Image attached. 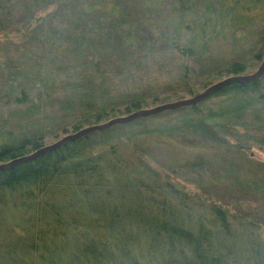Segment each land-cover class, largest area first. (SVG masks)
<instances>
[{"label":"trees","instance_id":"16d2710c","mask_svg":"<svg viewBox=\"0 0 264 264\" xmlns=\"http://www.w3.org/2000/svg\"><path fill=\"white\" fill-rule=\"evenodd\" d=\"M165 1L170 16L161 20L157 12L164 0H87L75 7L96 23L86 34L68 39L70 57L77 62L72 68L114 65L118 79L114 84L123 90L102 89L96 94L87 87L92 76H84L85 87L71 99L64 97L67 106L59 118L77 119L69 128L55 123L53 137L58 130L70 133L158 101L157 89L147 88L150 84L141 74L146 56L154 54L157 46L184 59H199L209 40L226 27L250 25L254 10H262L264 20V0H205L201 7L189 0ZM130 4L140 7L141 17L127 11ZM157 25L168 27L170 34L157 32ZM141 27L159 42H141ZM262 53L264 41L253 58ZM244 61H230L216 73L242 75ZM182 67L187 71L186 65ZM131 69L138 74L125 73ZM181 76L176 83L191 94L185 74ZM26 79L31 81L28 75ZM44 80L39 74L38 85L46 93ZM11 82H0L2 93L28 103L24 88L20 96H12ZM46 94L41 107L48 100L50 104L52 94ZM213 99L218 101L216 108H199L201 101ZM201 101L85 134L0 170V264H264V173L195 180L191 182L198 183L195 194L171 181L147 158L146 141L182 124L206 131L212 141L242 153L249 152L242 137L264 139V72L257 79L229 83ZM239 113H252V120L237 118ZM171 115H176L172 124L161 122ZM229 116L241 121L237 129L227 125L241 129L235 141L229 140L231 132L218 136L211 124ZM38 125L34 130L0 122V163L46 145ZM125 148L134 150L131 157L119 153ZM202 159L196 155L191 165L203 164ZM220 184L228 197L203 189Z\"/></svg>","mask_w":264,"mask_h":264},{"label":"rangeland","instance_id":"374dc122","mask_svg":"<svg viewBox=\"0 0 264 264\" xmlns=\"http://www.w3.org/2000/svg\"><path fill=\"white\" fill-rule=\"evenodd\" d=\"M0 1L5 8L1 7L0 9V82L12 80L11 83H13L15 90V92L13 90L12 96L14 97V94L15 97L20 96L24 88L28 93L29 100L28 103L15 102L11 96H5L2 93L0 84L1 123L6 121L7 124L12 123L15 127H25L26 129L31 126V129L34 130L39 127L38 124L40 123V128L44 134V144H48L65 134L58 130L56 138L53 137L51 134L52 127L63 123L66 128H69L72 121L77 119L59 118L65 112L64 107L67 106L63 103L64 97L73 98L72 94H78L85 87L87 81H85L84 76H92L87 87L94 90L96 94L102 89L110 92H116V89H119L118 92L123 90L121 86L114 84L118 81L117 75L114 73V65L111 67L100 64L96 69L90 66L82 67V69L72 68L77 62L70 57L72 55L69 52L68 39L76 34H86L90 26L96 23L93 19L83 16L79 12V8H75L81 1L86 2L87 0H74L75 2L70 4H61L57 0ZM89 1L91 2V0ZM189 1L197 2L198 7L205 3V0ZM131 6L134 7L129 10ZM127 9L128 12L135 13L136 17H141L139 6L130 4ZM168 10L169 4L164 0L161 3V9L157 12L160 20L161 16H165V18L170 16ZM253 12L254 16L250 25L226 27L217 38L209 40L205 53L199 59H184L169 49L157 46L154 54L146 56L144 68L141 71V74H144V79L150 84L147 88L152 86L153 89L156 88V93L159 94L158 98H160L155 103L147 104V107L180 98H188L207 85L227 77L216 72L230 61L245 60L244 74L253 72L261 61L263 53L259 59H254L253 55L264 41L262 10L257 9ZM156 23L158 22L156 21ZM156 30L167 35L170 34V30L166 26L157 25ZM148 33L144 28L142 30L139 28L138 34H141L142 39L140 41L157 44L158 38L155 39L156 37L152 33L148 36ZM135 58V55L131 56L130 61H135ZM60 60L62 61L59 62ZM183 64L187 66V71L183 69ZM57 65L66 66L65 70L61 71L60 68L57 70ZM127 67L130 68V65ZM133 70L124 72L133 74ZM38 73L47 82L48 90L46 93L52 94L50 104L48 100L43 107L40 103L45 102L43 96L46 93H44L43 87L38 85ZM134 74H138V72L135 71ZM181 74H185L184 77L191 85L190 87L193 89L191 94L184 92L185 87L176 83L178 79H181ZM26 75L30 76L31 81L28 82ZM74 97L77 98L78 96L74 95ZM148 101L149 99H146V102ZM214 102L218 103L215 99L206 102L201 101L199 108L201 110H205L207 107L214 109L217 107ZM209 103L212 105L208 106ZM39 104L41 108L38 111ZM27 105H29L28 112L25 111ZM23 112L27 115H23ZM243 114H237V118L241 120L250 118L252 120V113ZM119 115L124 114L114 113L109 117ZM175 116L164 117L161 122L172 124L175 121ZM233 117L236 116L226 117L230 118L228 120L217 119L211 123L214 125L218 136L227 135L231 132L233 138H229V140L235 141L236 132H241L240 128L236 130L241 121ZM227 125H233L236 129L228 128ZM205 132L194 130L190 126L186 127L182 124L175 130L167 131L165 135L153 136L145 143L147 158L150 159V163L155 168L165 173L171 181L195 194L198 192L195 188L198 183H191L195 180L198 182L209 181L213 176L223 179V177H230V173L247 177L264 173L263 138L256 137L252 141H246L242 137L241 140L249 147V152L242 153L233 147L227 148L212 141ZM133 152L134 150L128 148L119 151L121 155L125 156L126 154L129 157L132 156ZM196 155L203 157L201 160L204 162L203 164L191 165V161ZM203 189L210 191L215 196L228 197L229 195L223 184H220L219 188L211 185L206 186V189L203 187ZM262 235L264 236V230Z\"/></svg>","mask_w":264,"mask_h":264},{"label":"water","instance_id":"95a60500","mask_svg":"<svg viewBox=\"0 0 264 264\" xmlns=\"http://www.w3.org/2000/svg\"><path fill=\"white\" fill-rule=\"evenodd\" d=\"M263 72H264V54H263V57L261 58V61L258 64L257 68L251 73L242 74V75L227 76V77H225L219 81H216L214 83L207 85L201 91L193 94L192 96H190L188 98H180V99H176V100L169 101V102L159 103V104L153 105L151 107L140 108V109L134 110L132 112H129L125 115H119V116L111 117V118H109V119H107L101 123L83 126L79 129H77L76 131H73L70 133H65V134L61 135L60 137H58L54 141H52L46 145H42L34 151L32 150L29 153H26V155H22V156L18 155V156H15V158H13L11 160L9 159V160L1 162L0 163V170H3V168L9 167V166L12 167L15 163H18L20 161L24 162L25 160L34 159L35 157H37V155H39L43 152L46 153L49 150L50 151L54 150L55 148H57L61 144L65 143L67 141H71V140H74L76 138H79L85 134L95 132V131H101V130H104L105 128L110 127V126L115 125V124H124V123H127V122L135 119V118H142V117L151 116V115L157 114V113L165 111V110H173V109H176L179 107L194 105V104L200 102L201 100L205 99L206 97H208L213 92H216L220 88L226 86L229 83L236 82V81H248V80L257 79L262 75Z\"/></svg>","mask_w":264,"mask_h":264},{"label":"bare ground","instance_id":"6f19581e","mask_svg":"<svg viewBox=\"0 0 264 264\" xmlns=\"http://www.w3.org/2000/svg\"><path fill=\"white\" fill-rule=\"evenodd\" d=\"M83 137V136H82ZM36 150V149H35Z\"/></svg>","mask_w":264,"mask_h":264}]
</instances>
